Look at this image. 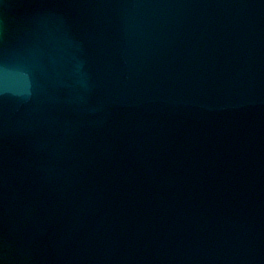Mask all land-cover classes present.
Masks as SVG:
<instances>
[{
	"label": "water",
	"instance_id": "water-1",
	"mask_svg": "<svg viewBox=\"0 0 264 264\" xmlns=\"http://www.w3.org/2000/svg\"><path fill=\"white\" fill-rule=\"evenodd\" d=\"M0 264H264V0H0Z\"/></svg>",
	"mask_w": 264,
	"mask_h": 264
}]
</instances>
